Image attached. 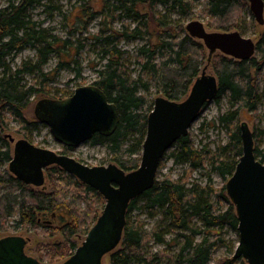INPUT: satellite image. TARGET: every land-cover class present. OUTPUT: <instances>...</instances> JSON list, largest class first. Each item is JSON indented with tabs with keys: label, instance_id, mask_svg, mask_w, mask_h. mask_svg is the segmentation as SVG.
<instances>
[{
	"label": "trees",
	"instance_id": "16d2710c",
	"mask_svg": "<svg viewBox=\"0 0 264 264\" xmlns=\"http://www.w3.org/2000/svg\"><path fill=\"white\" fill-rule=\"evenodd\" d=\"M45 1L50 0H9L6 7L0 8V143L6 141L8 112L20 119L35 96H49L51 90L45 86L48 73L44 72V67L54 52L70 44L67 39L47 34L33 19V9ZM119 1L120 5L115 4L114 8H125L127 17L135 18L139 23L134 27L124 23L122 28L111 29L109 34L103 30L95 35L106 63L98 71L93 84L118 106L120 122L110 136L96 134L93 140L106 142L112 151V161L124 170L132 171L140 165L147 118L154 108V101H150L144 93L149 90V82H143L145 73H151L155 78L158 92L180 101L188 95L202 68L213 63L219 78L217 100L227 94L239 108L250 111L256 110L259 102L264 100V86L259 89L255 76L262 73L264 79L263 41L257 43V49L263 52L260 59L255 55L248 60H239L225 54L214 59L215 52L209 62L207 48L201 40L187 33L186 25H177L156 11L155 6L161 0ZM244 2L246 0H205V13L216 23L212 25L208 22V26L219 31H232L249 25L250 22H244L243 18H236ZM175 3L187 10L190 2L175 0ZM104 7L108 6L105 4ZM80 9L83 14L79 18L81 24L88 25L95 19L97 11L93 10L90 0H84ZM145 35L149 36L148 41L138 48L137 63L141 70L138 76H134L129 59L124 56L119 44L123 39L134 40ZM26 46L37 50V60L13 68L8 61L9 56ZM71 63L64 61V65ZM30 74L36 75L39 80L29 83L26 75ZM70 94L72 92L45 98L63 99ZM238 107L223 114L221 121H234L238 117ZM127 136H133L135 140L129 158L121 153ZM232 137L240 144L238 131L232 132ZM175 144L178 146L171 156L176 162L187 163L189 169L195 171L206 169L207 162L211 161L222 176L229 178L243 154L240 145L234 156L228 145L215 152L199 149L189 134ZM255 151L264 162V151L258 148ZM61 153L67 154L66 151ZM2 159L11 161L12 154L9 147L4 149L0 145ZM46 171L51 180L49 190H40L22 182L9 171L0 170V230H36L45 236L58 231L65 241L63 245L55 244L57 249L52 251V246L48 244L36 251L40 261L55 264L74 253L79 245L71 238L80 231L88 232L104 208L105 199L96 189L74 179V175L57 165L48 167ZM215 197L220 202L225 200L227 205L219 209ZM142 202H145L149 217L157 218L151 228H146L139 215L134 214ZM49 216L59 218L61 225H54ZM238 223L226 186L217 189L211 183L189 185L187 177L156 179L151 189L131 201L123 238L109 254L110 264H209L222 240H212L210 236L219 234L227 224L238 229ZM202 232L205 236L198 240L197 236ZM181 237L185 240H180ZM151 241L163 244L165 248L148 253L147 246ZM176 244L181 245L180 249L172 254L170 247ZM234 262L228 260L223 264Z\"/></svg>",
	"mask_w": 264,
	"mask_h": 264
},
{
	"label": "water",
	"instance_id": "95a60500",
	"mask_svg": "<svg viewBox=\"0 0 264 264\" xmlns=\"http://www.w3.org/2000/svg\"><path fill=\"white\" fill-rule=\"evenodd\" d=\"M256 21L264 24V0H248ZM186 31L203 42L209 62L216 51L239 60L256 55L257 43L239 30L209 31L193 19ZM206 64L183 100L156 97L147 118V133L138 168L126 171L117 163L90 166L73 156L41 147L26 138L5 137L14 143L10 172L33 186L46 185L45 169L57 165L96 189L105 205L96 222L74 253L60 264H103L104 258L121 243L131 201L151 189L165 153L189 134L207 102L219 92V78ZM37 119L51 129L54 137L76 147L96 134L110 136L118 127V106L98 86L83 85L63 99L42 98L35 106ZM242 156L226 183L227 195L238 216L239 242L234 257L249 264H264V162L257 156L255 134L244 121L240 125ZM28 239L12 234L0 238V264H45L27 252Z\"/></svg>",
	"mask_w": 264,
	"mask_h": 264
},
{
	"label": "rangeland",
	"instance_id": "374dc122",
	"mask_svg": "<svg viewBox=\"0 0 264 264\" xmlns=\"http://www.w3.org/2000/svg\"><path fill=\"white\" fill-rule=\"evenodd\" d=\"M190 2L187 6V10L178 6L175 0H161L155 8L156 11L165 15L170 21H175V24L186 25L193 19L202 21L209 31H219L214 29L209 24H216L215 21L205 13V0H184ZM84 0H50L36 6L33 9V19L38 22L39 28L46 31L47 34L58 36L62 39H67L70 44L67 47H62L58 51L54 52L48 64L44 67V72L48 73V81L45 86L49 89V96L40 94L35 96L27 108L24 110V114L20 119L13 117L8 112L7 119L9 125L5 130V134L10 133L16 139L28 138L31 142L41 147L53 149L55 151H66L70 156H73L77 160L84 162L90 166L95 165H108L112 161V151L106 142L97 143L92 139L80 144L76 147H66L60 143L52 134L51 129L45 123L40 122L35 115V106L41 98L63 96L65 93H74L75 89L83 85H91L98 77V71L104 67L106 59L102 57V47L95 39V35L105 30L106 34L111 32V29L122 28L123 24H129L131 27L136 26L139 22L137 19L127 17V11L125 8L116 9L114 5H120L119 0H90L93 10L97 11L95 19L88 25L81 24L79 21L82 16L80 4ZM106 2V3H105ZM9 0H0V8L6 7ZM105 4L108 7H104ZM91 9V11H93ZM160 14V15H161ZM161 15V16H162ZM163 17V16H162ZM236 18H243L244 22H250L249 25H245L239 31L246 37H251L256 43L263 41L264 47V24H259L250 8V2L242 3L239 8ZM211 19V20H210ZM233 31V30H232ZM149 36L137 38L134 40H122L119 44V48L124 52V56L129 59L130 68L133 71L134 76H138L141 67L137 63L138 48L148 41ZM224 54L221 51H216L214 59L218 55ZM263 55L262 50L257 49L256 56L260 59ZM38 58L37 50L31 46H26L24 49L16 54L10 55L8 61L13 68L23 65L24 63L35 62ZM76 60V61H75ZM64 61H72L70 65H64ZM62 63V64H60ZM208 71L215 73L213 63L209 65ZM144 81L149 82V90L144 91L150 101H155L156 97L162 95L158 92L157 83L151 73L144 74ZM259 89L264 86V79L262 73L255 74ZM36 75H26V80L30 83L35 81ZM39 80V79H37ZM72 94L68 95L71 96ZM66 96V97H68ZM64 97V98H66ZM238 107V104L233 103L231 98L224 94L219 100L216 98L208 102L198 119L192 124L189 129V135L194 145L203 150H211L215 152L218 149L229 146L231 154L234 156L237 151L238 145L242 147V139L240 144L233 140L232 132L238 131L241 135L240 125L246 121L251 130L255 134V148L264 151V100H261L254 111H250L246 108L238 107V117L231 122H222L221 116L230 112ZM146 108V107H145ZM138 136V135H136ZM0 145L3 148H10L13 156L14 143L10 142L8 138L5 139ZM135 143L133 136H127L123 140L122 155L129 158L131 155L130 148ZM177 144L171 147L164 155L160 168L157 173V179L162 180L167 176L173 179L180 177H187L189 185L198 183L206 185L211 183L217 189L226 186L229 177H224L220 174L219 170L214 166L211 161L207 162L206 169L191 170L187 163H178L171 156L174 149L177 148ZM140 153H137V155ZM260 155V154H259ZM135 156V155H132ZM261 156V155H260ZM262 157V156H261ZM10 161L0 160V170L9 171ZM207 174L209 176H207ZM211 178V181H209ZM74 179H78L77 177ZM79 180V179H78ZM81 182V181H80ZM83 183V182H82ZM33 186V185H31ZM36 187L40 190H49L51 188V180L48 177L46 171V185ZM215 197L216 205L219 209L224 208L227 205L225 200L221 202ZM134 214L139 215L142 221L145 223L146 228H151L157 218L153 219L149 217L148 209L145 207V202L141 203ZM85 206V203L82 205ZM54 225H61L62 221L57 217H50ZM12 224V222H9ZM198 226H201L198 223ZM188 234L190 232H187ZM18 234L23 235L28 239L26 246L27 252L34 256L39 254L36 252L40 247L48 245L52 246V251H55V244H64L65 241L61 238V234L55 231L53 235H42L41 232L36 230H0V238ZM87 233L80 231L79 234L74 235L71 241H75L78 245L85 239ZM205 236V232H202L197 236L198 240ZM173 237V235H172ZM212 240L222 238L219 241V245L215 250L212 260L209 264H223L225 261H233L234 264H249L244 258L235 259L234 253L236 246L239 242V231L231 225L227 224L219 232V234L211 235ZM180 240H185L181 237ZM181 245H173L170 247L172 254L178 252ZM165 245L151 241L147 246L148 253H154L159 250H163ZM65 259L58 260L55 264H60ZM45 264L48 262L44 261ZM103 264H110L109 255L104 258Z\"/></svg>",
	"mask_w": 264,
	"mask_h": 264
},
{
	"label": "flooded vegetation",
	"instance_id": "af4514ba",
	"mask_svg": "<svg viewBox=\"0 0 264 264\" xmlns=\"http://www.w3.org/2000/svg\"><path fill=\"white\" fill-rule=\"evenodd\" d=\"M42 99V98H41ZM52 99H55V98H52ZM57 99H60V98H57ZM66 147H68V146H66ZM59 152V151H58ZM61 153V152H60ZM47 169V168H46ZM46 169H45V172H46Z\"/></svg>",
	"mask_w": 264,
	"mask_h": 264
}]
</instances>
